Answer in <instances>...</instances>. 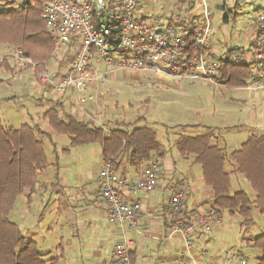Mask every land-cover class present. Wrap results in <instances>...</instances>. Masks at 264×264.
<instances>
[{"label":"rangeland","instance_id":"374dc122","mask_svg":"<svg viewBox=\"0 0 264 264\" xmlns=\"http://www.w3.org/2000/svg\"><path fill=\"white\" fill-rule=\"evenodd\" d=\"M6 1L0 0V10L12 9V6L19 2L16 0L9 5ZM188 1L138 0L139 16L146 21L164 24L169 22L175 24L182 16V20L188 21L195 17L200 18L201 0H190L193 5L190 10H187ZM205 1L210 13V56L213 60L225 59L229 50L249 49L247 47L254 39L258 28L257 16L264 12V0ZM8 46L10 45L0 43V57L10 59L14 68L17 66L18 72L0 68V126L16 129L24 124L31 126L36 137L44 144L49 165L57 161L58 166H64L62 173H67L71 177L74 174L76 178L84 176L87 178L90 175L89 178L93 179L100 170V144L97 142L71 147L67 135L56 134L48 128L42 115L50 106L54 92L38 93L37 87L40 84L34 76V68L18 65V61L10 57L14 49L18 48ZM54 63L55 61L51 60L45 67L50 74L57 66ZM64 63L62 69L66 71L69 63L68 61ZM103 69L105 68L101 67V70ZM125 73L126 77H123L121 71L117 70L115 75L110 71L106 76L105 85L100 88L105 96L103 103L106 108L99 113L100 116L97 115L99 116L97 118L106 132L112 130L109 126L112 122L125 124L134 122L135 127L145 126L157 131L158 139L166 144L167 150L174 156L177 151L176 142L181 135L192 136L205 132L202 127L197 129L180 125L191 122L190 120H203L205 124L218 128L231 124L230 114L235 110V102L231 97V88L227 86L200 80L177 83L174 79H171L172 85H160L148 78L152 73H144L146 76L141 81L131 79L132 72ZM63 104V113L60 114L62 120L71 115V108L75 110L74 115L77 110L80 111L77 94L69 96ZM83 106L90 109L88 103H84ZM219 134L220 138L226 135L223 130L214 132L215 137ZM53 169L52 165L49 166L48 170L38 177V188L32 201L27 202V192L21 194L8 216L11 222L20 227L26 239L37 238L40 250L50 248L48 252L51 256L55 255V243L60 232L56 223L59 191L54 188L55 186H51L55 182ZM225 170L230 177V194L244 191L253 200L254 191L248 181L234 171L230 160L225 162ZM63 211L65 210L62 209V214ZM223 213V230L212 229L207 232L208 234L203 237L206 239L205 245L202 244L201 247L209 248L213 254H218V258L224 264H239L237 259L232 258L233 255L245 258L249 264H256V257L260 256L261 252L247 244V241L264 234V214L252 205L251 219L248 224H244L238 213L229 214L227 211ZM68 231L69 226L64 224L62 233ZM207 240H210L208 245Z\"/></svg>","mask_w":264,"mask_h":264},{"label":"crops","instance_id":"0c3cea01","mask_svg":"<svg viewBox=\"0 0 264 264\" xmlns=\"http://www.w3.org/2000/svg\"><path fill=\"white\" fill-rule=\"evenodd\" d=\"M188 4L187 10H190L193 7L190 0ZM181 18H183V16L179 17L175 22L177 27L179 24H185L184 27L187 26V24L189 26L191 25V28L196 27L195 22L200 19L199 17H195L188 21L182 20ZM186 18L185 16L184 19ZM247 48L249 49H243L241 51L229 50L225 59H230L231 61V57L237 55L240 59L238 63L244 62L250 65L254 64L256 60L257 29L254 39L249 43V47ZM8 50L11 51L13 48ZM54 58L49 60V62L54 60V65H57L53 68L51 73L56 75L55 78L58 79L60 74L65 72L62 68L65 66L64 62H66L67 59L64 53ZM219 60H217V62ZM49 62L47 63L48 65ZM47 64L45 67H47ZM93 65L96 67L100 76L91 83L88 89V95H93L95 98L94 101L85 102L88 103L90 109L84 108V106L81 107L78 103L80 111L77 110L76 115H74L73 112L75 110L71 108V115H67L66 117H73L76 120L89 124L91 127L99 126L103 128L102 124L99 122L100 120L97 118L100 116L99 113L106 108V105L103 103L105 96L100 91V88L105 85L107 81L106 76L109 72H107V68L102 64L93 63ZM101 67L105 69L101 70ZM0 68H3L5 71L18 72L17 66L15 65L14 68L8 58L0 64ZM111 72L115 75L116 70H112ZM121 72L122 76L126 77L125 72L129 71ZM130 72H132V74H130L131 79L135 81H141L146 76L141 72ZM34 74L37 82L40 84L37 87L38 93L54 92V98L50 100V106H48L47 110L55 109L60 117V114L63 113V101L72 94H76V90L73 87H68L64 92L59 93L53 86L39 81V72L37 73L34 71ZM148 78L155 80V82L160 85H172L173 82L170 78L163 75L152 74L149 75ZM200 81L210 84H215L216 82L219 84L215 77L214 82L205 79H201ZM231 94L235 102V110L230 114L232 120L230 122L231 124L218 128L216 126H211V124H205L203 120H190L191 122L180 126L197 129L201 127L204 128L205 132L192 135L191 137L209 132L211 135V144L223 149L227 154L238 150L241 144L250 136L264 134V91L250 92L240 87L231 88ZM119 123H121V125H119ZM119 123L112 122L109 125L112 127V130L109 132L104 130L105 133L108 134L117 129H127L124 127L125 123ZM131 123L133 122H127L126 124ZM48 128L52 131L49 125ZM217 130H219V132L223 130L226 135L222 138H220V134L218 137H215L214 132ZM153 131L156 134V139L161 145L163 153L160 158L162 167L157 176L158 184L156 188L151 193L122 191V195L128 203H137L139 206L136 216V227L133 229H125L124 231L125 235L132 240L131 257L133 264H224V262L218 258V254H213L209 248L203 249L201 247L202 244L205 245L206 239L204 240L203 237L208 233H202L192 227L188 232V242H186L182 234L171 231L172 220L168 204L170 188L172 186L176 183H182L184 185L185 197L183 209L186 217L190 221H193L199 214L212 210L211 203L214 199V195L211 188L204 182L202 168L195 162V156L181 155L177 150V146V151L173 156V154L167 150L166 144L158 139L157 131ZM63 151L68 152V150ZM105 158L106 157H103L101 152L100 168ZM143 162L134 165L131 164L124 155H121L116 159L114 169L117 175L131 181H136L144 167ZM51 165L54 167L52 174L55 179V182H53L51 186H55L54 188L59 191L57 206L58 222L56 223H58L60 232L55 243V255L51 256L50 252H48L50 248H43L44 250H40L37 238L31 237L28 240L35 242L39 252L45 254L44 258L46 260L53 258L55 260L54 264H107L111 260L114 245L121 240L123 233L117 225L108 222L106 203L98 188V175L96 174L93 179L89 178L90 175H88L87 178L85 176L76 178V175L74 176L73 174V177H71L67 173H62L61 171L64 166H58L57 161H55L50 165L48 163V166L39 173L38 177H40L43 172L47 171ZM37 188L38 185L36 183L34 189L31 192H27L28 203L32 201L33 196L37 192ZM16 202L17 199L15 203ZM62 209L65 210L63 214ZM212 211L213 216L211 219L210 231L212 229L223 230L224 226L222 225V221L224 218L223 212L225 210L221 212ZM228 213L233 214L231 212ZM60 220H62V223H60ZM64 224L69 226V231L63 234ZM209 241L210 240H207V245ZM247 244H250V240L247 241ZM258 257L256 258L258 259Z\"/></svg>","mask_w":264,"mask_h":264},{"label":"built area","instance_id":"2783aa9c","mask_svg":"<svg viewBox=\"0 0 264 264\" xmlns=\"http://www.w3.org/2000/svg\"><path fill=\"white\" fill-rule=\"evenodd\" d=\"M29 1L35 0H19L12 9L25 8ZM41 1L45 31L54 40L53 56L64 53L69 66L58 79L45 69L39 72L38 79L53 86L59 93L73 87L81 107L86 101L95 99L86 93L91 83L100 76L93 63L104 65L107 72L152 73L174 79L177 83L201 79L214 82L218 62L210 56V13L205 0H201L202 15L195 22L196 27L192 28L188 24L177 27L172 22L164 24L144 20L139 16L138 0ZM257 21L256 60L250 65V75L242 87L250 92L264 91V12L258 14ZM10 57L22 67L35 68L38 65L20 49H14ZM5 59L0 57V63ZM231 61L238 63L240 59L233 55ZM113 163L112 158H105L97 178L106 203L108 222L117 225L123 233L121 240L114 245L107 264H133L132 240L124 231L136 227L139 206L128 203L122 191H154L162 162L155 156L144 161L136 181L117 175ZM184 197V185L176 183L170 188L168 206L171 231L182 234L188 242V232L192 227L202 233L210 231L213 211L201 213L190 221L184 213ZM232 258L240 264H249L243 257L233 255Z\"/></svg>","mask_w":264,"mask_h":264},{"label":"trees","instance_id":"16d2710c","mask_svg":"<svg viewBox=\"0 0 264 264\" xmlns=\"http://www.w3.org/2000/svg\"><path fill=\"white\" fill-rule=\"evenodd\" d=\"M15 1L6 3L11 5ZM41 13V0L29 1L21 10H0V43L16 47L30 57L38 64L34 68L37 73L45 69L54 50L53 38L45 31ZM249 67L244 62L219 60L215 78L224 86L240 88L250 75ZM43 119L53 132L67 135L71 147L100 143L103 157L112 158L114 167L121 155L138 165L151 156L161 158L163 154L155 132L145 126L135 127L134 122L125 124L127 129L106 134L103 128L91 127L73 117L62 120L55 109L47 110ZM210 141L209 132L194 137L180 136L176 146L181 155H194L195 162L201 166L204 182L214 195L211 209L238 213L243 223L248 224L252 205L264 214V134L250 136L230 154ZM228 160L233 163L234 171L248 181L255 193L254 200L244 191L229 193L230 177L225 170ZM47 166L43 142L31 126L24 124L17 129L0 126V264L55 263L53 258L46 260L35 242L26 239L20 227L8 219L17 197L34 189L39 173ZM250 245L261 252L257 264H264V234L251 239Z\"/></svg>","mask_w":264,"mask_h":264},{"label":"bare ground","instance_id":"6f19581e","mask_svg":"<svg viewBox=\"0 0 264 264\" xmlns=\"http://www.w3.org/2000/svg\"><path fill=\"white\" fill-rule=\"evenodd\" d=\"M54 41V40H53ZM114 162V161H113ZM113 166H114V163H113ZM115 168V167H114ZM115 170V169H114Z\"/></svg>","mask_w":264,"mask_h":264}]
</instances>
